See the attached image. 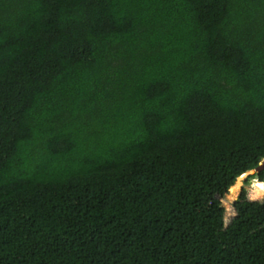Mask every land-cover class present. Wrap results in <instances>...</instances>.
I'll list each match as a JSON object with an SVG mask.
<instances>
[{
	"label": "trees",
	"instance_id": "obj_1",
	"mask_svg": "<svg viewBox=\"0 0 264 264\" xmlns=\"http://www.w3.org/2000/svg\"><path fill=\"white\" fill-rule=\"evenodd\" d=\"M263 160L264 0H0V264H264Z\"/></svg>",
	"mask_w": 264,
	"mask_h": 264
},
{
	"label": "rangeland",
	"instance_id": "obj_2",
	"mask_svg": "<svg viewBox=\"0 0 264 264\" xmlns=\"http://www.w3.org/2000/svg\"><path fill=\"white\" fill-rule=\"evenodd\" d=\"M251 175V173L245 174L243 177L238 179L240 186L236 183L233 186H236L237 189L234 194H230V190L226 193L228 196L230 194L231 199L227 200L226 205H220L219 212L221 213L223 219V225L226 226L236 215L235 202L239 200V194L241 192L242 187L246 188V199L250 200H262L264 198V194L259 198H254L253 193L264 192V182L259 181L257 178L250 179V182L245 183L246 178ZM229 198V197H228ZM226 209V212L224 211ZM224 212H225V220H224ZM226 221V222H225Z\"/></svg>",
	"mask_w": 264,
	"mask_h": 264
},
{
	"label": "water",
	"instance_id": "obj_3",
	"mask_svg": "<svg viewBox=\"0 0 264 264\" xmlns=\"http://www.w3.org/2000/svg\"><path fill=\"white\" fill-rule=\"evenodd\" d=\"M263 168H264V160H263V161H262V162H261L256 168H254V169H252V170H250V171H247L246 173H244V175H245V174H248V173L256 174V173H258L260 170H262ZM226 195H227V194L221 196V195L216 194V198L220 200V202H221L222 205H226V204H227V196H226ZM231 221H232V220H231ZM231 221H230V222H231ZM230 222H229L226 226H224V228H226V227L230 224Z\"/></svg>",
	"mask_w": 264,
	"mask_h": 264
},
{
	"label": "bare ground",
	"instance_id": "obj_4",
	"mask_svg": "<svg viewBox=\"0 0 264 264\" xmlns=\"http://www.w3.org/2000/svg\"><path fill=\"white\" fill-rule=\"evenodd\" d=\"M243 176H244V174H243V175H241V176H240V178H241V177H243ZM239 184H240V183H239Z\"/></svg>",
	"mask_w": 264,
	"mask_h": 264
}]
</instances>
